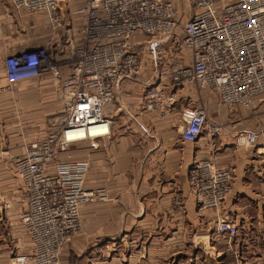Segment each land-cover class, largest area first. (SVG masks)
<instances>
[{
  "label": "crops",
  "instance_id": "1",
  "mask_svg": "<svg viewBox=\"0 0 264 264\" xmlns=\"http://www.w3.org/2000/svg\"><path fill=\"white\" fill-rule=\"evenodd\" d=\"M86 1L60 0L62 22L53 29L45 13L17 11L10 0H0V264H12L13 255L31 251L19 221L27 197L13 162L29 141L45 139L52 130L49 118L63 112L52 76L10 85L5 58L43 47L51 59L65 61L81 43ZM171 1L180 20H187L188 0L181 8L180 0ZM234 1L218 0L217 7ZM142 42L144 52L167 51L166 61L191 60L168 38ZM147 64L142 78L153 75L154 61ZM61 73L66 78L70 65L63 64ZM160 85L169 92L167 78ZM145 92L140 81H124L105 107L111 135L70 144L57 154L55 163L86 166L85 190L104 189L108 195L107 202L80 208L84 233L64 246L59 264H168L170 259L177 264H264V94L249 109L227 108L212 93L186 85L175 90L176 102L162 119L143 109ZM199 105L206 108L208 125L222 130L212 139L206 127L197 142H184L181 115ZM240 134H254L255 145L238 142ZM200 159L231 172L229 193L218 211L200 212L191 193L188 171ZM54 166L47 172L54 173ZM219 218L237 227L231 246L214 242Z\"/></svg>",
  "mask_w": 264,
  "mask_h": 264
},
{
  "label": "built area",
  "instance_id": "2",
  "mask_svg": "<svg viewBox=\"0 0 264 264\" xmlns=\"http://www.w3.org/2000/svg\"><path fill=\"white\" fill-rule=\"evenodd\" d=\"M59 1L10 0L17 11L45 13L53 29L62 22ZM217 1L188 0L191 15L182 22L171 0H87L81 43L65 61L51 59L43 47L5 58V78L10 85L50 75L63 105V112L50 119L52 130L47 137L30 142L24 155L13 162L27 197L19 221L31 251L13 256L12 264H59L64 246L83 233L80 208L108 201L104 189L83 188L84 164L55 162L70 144L111 135L105 107L124 81H140L146 91L143 109L162 119L176 102L175 90L186 85L212 93L227 108L249 109L264 94V0H235L221 8ZM154 38L170 39L191 60L166 61L162 52L154 50L153 75L142 78L146 67L142 41ZM63 64L70 65L64 79ZM165 78L169 92L160 85ZM181 118L184 142H197L206 127L212 139L222 130L221 125H208L203 105L184 111ZM238 142L252 146L256 136L240 134ZM52 164L55 171L48 173ZM187 180L200 212L222 208L230 188L229 169L200 159L190 166ZM213 233L216 244L231 246L238 230L233 222L219 218Z\"/></svg>",
  "mask_w": 264,
  "mask_h": 264
},
{
  "label": "rangeland",
  "instance_id": "3",
  "mask_svg": "<svg viewBox=\"0 0 264 264\" xmlns=\"http://www.w3.org/2000/svg\"><path fill=\"white\" fill-rule=\"evenodd\" d=\"M180 8L183 6V5H185V6H188L186 3H184L183 2V0H180ZM190 5V4H189ZM191 7V6H190ZM192 8V7H191ZM144 45V44H143ZM157 48H160V49H162L163 48V46H162V48H161V46H159V47H157ZM153 52H154V49H150L149 51L148 50H146V52H144L143 54V58H144V60H145V62H146V64L147 63H149L151 60H152V62L154 61V63L156 64V61L154 60V58H151L152 57V55H153ZM165 53H167V51H165V52H163V55H164V58H165ZM154 64V65H155ZM147 65H149V64H147ZM144 71V70H143ZM146 71V70H145ZM144 71V72H145ZM54 117V116H53ZM53 117H50L49 119H52ZM10 117H6V119H9ZM0 125H1V131H4V122L3 121H1V123H0ZM32 141H39V140H32ZM32 141H29L28 143H27V145L30 143V142H32ZM27 145H26V147L24 148V153L26 152V148H27ZM9 157V156H8ZM15 158V157H14ZM10 159V158H9ZM20 215V214H19ZM83 231H84V228H83ZM84 233V232H83ZM82 233V234H83ZM219 245H222V244H219ZM21 255V254H20ZM22 255H24V254H22ZM26 255V254H25ZM14 256V255H13ZM177 260H175V259H170V260H167V262H168V264H177V262H176ZM13 262V259H12V261H11V263ZM59 262H60V259H59ZM185 262V261H184ZM204 262H205V259H204Z\"/></svg>",
  "mask_w": 264,
  "mask_h": 264
},
{
  "label": "trees",
  "instance_id": "4",
  "mask_svg": "<svg viewBox=\"0 0 264 264\" xmlns=\"http://www.w3.org/2000/svg\"><path fill=\"white\" fill-rule=\"evenodd\" d=\"M206 261H207V259H206Z\"/></svg>",
  "mask_w": 264,
  "mask_h": 264
},
{
  "label": "bare ground",
  "instance_id": "5",
  "mask_svg": "<svg viewBox=\"0 0 264 264\" xmlns=\"http://www.w3.org/2000/svg\"><path fill=\"white\" fill-rule=\"evenodd\" d=\"M81 217V216H80Z\"/></svg>",
  "mask_w": 264,
  "mask_h": 264
}]
</instances>
